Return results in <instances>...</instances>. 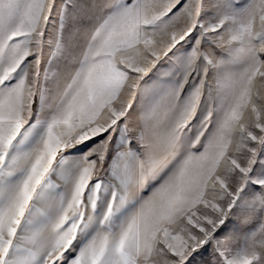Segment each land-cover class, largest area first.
Masks as SVG:
<instances>
[{
    "label": "snow or ice",
    "instance_id": "6c2138e0",
    "mask_svg": "<svg viewBox=\"0 0 264 264\" xmlns=\"http://www.w3.org/2000/svg\"><path fill=\"white\" fill-rule=\"evenodd\" d=\"M0 264H264V0H0Z\"/></svg>",
    "mask_w": 264,
    "mask_h": 264
}]
</instances>
